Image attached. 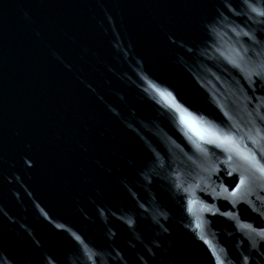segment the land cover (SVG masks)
Instances as JSON below:
<instances>
[{"label":"water","instance_id":"95a60500","mask_svg":"<svg viewBox=\"0 0 264 264\" xmlns=\"http://www.w3.org/2000/svg\"><path fill=\"white\" fill-rule=\"evenodd\" d=\"M262 169L264 0H0V264H264Z\"/></svg>","mask_w":264,"mask_h":264},{"label":"snow or ice","instance_id":"6c2138e0","mask_svg":"<svg viewBox=\"0 0 264 264\" xmlns=\"http://www.w3.org/2000/svg\"><path fill=\"white\" fill-rule=\"evenodd\" d=\"M162 95H163V93H162ZM181 120L185 121L186 123H189L190 126L194 127L193 125H191L190 121L186 120L184 115H181ZM262 170H264V169H262Z\"/></svg>","mask_w":264,"mask_h":264}]
</instances>
